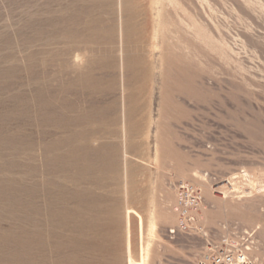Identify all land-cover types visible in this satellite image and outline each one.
I'll list each match as a JSON object with an SVG mask.
<instances>
[{"label": "rangeland", "instance_id": "374dc122", "mask_svg": "<svg viewBox=\"0 0 264 264\" xmlns=\"http://www.w3.org/2000/svg\"><path fill=\"white\" fill-rule=\"evenodd\" d=\"M178 1L160 15L149 0H0V264H22L34 229L55 223L38 225L41 207L81 211L75 232L68 216L55 225L62 250L72 236L99 240L121 264H140L153 209L146 264H193L194 229L168 233L177 180L203 195L193 227L229 232L264 264V0ZM39 91L74 107L62 109L71 121L23 120ZM76 147L83 157L68 154ZM89 217L96 236L78 227Z\"/></svg>", "mask_w": 264, "mask_h": 264}, {"label": "bare ground", "instance_id": "6f19581e", "mask_svg": "<svg viewBox=\"0 0 264 264\" xmlns=\"http://www.w3.org/2000/svg\"><path fill=\"white\" fill-rule=\"evenodd\" d=\"M150 1V3H149V5H150V7L152 8V9H154L156 12L155 13H159L160 12V15H161V11L163 12V10H168L169 11V9H168V7H172L173 6V8H174V6L177 4V1L178 0H149ZM179 2V1H178ZM179 4V3H178ZM178 4H177V7H178ZM181 6V5H180ZM182 7V6H181ZM244 10V9H243ZM168 11H167V13H168ZM170 12V11H169ZM170 15V14H169ZM172 18V17H171ZM163 18L162 17H160V19L159 20H157V22H156V25H163L164 24V20H162ZM167 22V21H166ZM165 22V23H166ZM155 24V23H154ZM155 25V26H156ZM165 25V24H164ZM38 35V34H37ZM71 36V35H70ZM31 42V41H30ZM28 45V44H27ZM30 45H32V44H30ZM1 51V50H0ZM72 52H74V51H72ZM3 58V57H2ZM1 58V59H2ZM73 61L74 62H79V61H81V57H80V53L78 52V53H74L73 54ZM64 64V63H63ZM15 68V67H14ZM3 70V69H2ZM27 70V69H26ZM1 73V72H0ZM7 73V72H6ZM71 73V72H70ZM74 74V73H73ZM7 75V74H6ZM2 76L3 75H1V78H2ZM75 77V76H74ZM9 78V77H8ZM10 79V78H9ZM11 79H13L12 77H11ZM71 79V78H70ZM77 81V80H76ZM80 81V80H79ZM2 82V81H1ZM13 82V81H12ZM3 83V82H2ZM63 83V82H62ZM70 83V82H69ZM82 83H83V85L84 86H82ZM82 83H81V87H86L87 86V81H85V79H84V82H83V80H82ZM1 84V83H0ZM47 84V83H46ZM68 84V83H67ZM66 84V87L67 86H69V85H67ZM63 85V84H62ZM46 86V85H45ZM45 86H44V89H45ZM64 87H65V85H63ZM96 86V85H95ZM80 87V88H81ZM47 88V87H46ZM68 88V87H67ZM65 89L66 91H69V89ZM42 89V88H41ZM43 89V90H44ZM64 89H63V91H64ZM19 90V89H18ZM43 90H41V91H43ZM52 90V89H51ZM29 91V90H28ZM54 92H56L55 90H53ZM61 91H62V88H61ZM46 92V91H45ZM44 92V93H45ZM59 92V91H58ZM57 92V93H58ZM65 92V91H64ZM40 91H39V93L36 95V100L38 101V102H40V105H38L37 107H35V109H34V111L32 112L30 109H31V107H29V105L28 104H25V106L24 107H20L19 108V113L22 115V118L24 117V119L23 120H26V122L29 124V123H31V122H33V123H35V121H39V119H41V123L42 124H46V122H50V121H53L54 123H55V126H57L58 127V129L59 128H61L63 125H64V123H68V122H70L71 121V117H63L64 116V114H63V110L62 109H68L69 111H73L74 110V107H72L70 104H67V103H63V104H61L63 107H56V105L55 104H53V102H51L50 100H48V99H50V98H48V99H45L43 96H42V94L40 95ZM16 94H17V92H16ZM44 95V94H43ZM57 96V95H56ZM50 97H52V96H50ZM58 99L59 97H53L52 99L54 100V99ZM56 99V100H57ZM35 100V99H34ZM52 100V101H53ZM67 100V99H66ZM37 101H36V103H37ZM55 101V100H54ZM63 101H64V99H63ZM65 102V101H64ZM60 103V102H59ZM72 104V103H71ZM15 108H17V107H15ZM94 108V107H93ZM12 112H13V110H12ZM16 112V111H15ZM66 112V111H65ZM14 113V112H13ZM11 114L10 116H14V114ZM4 114V113H3ZM3 114L1 115V117L3 116ZM6 114H7V112H6ZM5 114V115H6ZM19 114V115H20ZM8 115V114H7ZM17 115H18V113H17ZM20 115V116H21ZM57 116V118L55 117V118H52V120H50L51 118H50V116ZM9 116V115H8ZM9 116V117H10ZM15 116H16V114H15ZM20 116H17V118L18 117H20ZM37 116H40V117H38L37 118ZM4 117V116H3ZM8 117V118H9ZM21 118V117H20ZM7 119V118H6ZM16 120V119H15ZM22 121V120H21ZM1 122V121H0ZM8 122V121H7ZM18 122H20V121H18ZM64 122V123H63ZM40 123V122H39ZM53 123V124H54ZM35 124H37V123H35ZM31 125V124H30ZM41 125V124H40ZM1 126V125H0ZM54 126V125H53ZM70 131V130H69ZM88 134V133H87ZM4 135V134H3ZM14 135V134H13ZM3 137H6V136H3ZM10 137V136H9ZM8 138V137H7ZM12 138H14V137H12ZM15 138H17V137H15ZM27 138V137H26ZM4 139V138H3ZM85 139V138H84ZM5 140V139H4ZM9 140H11L12 141V139H11V137L9 138ZM9 140H8V143H9ZM2 143V142H1ZM5 143V142H4ZM3 145V144H2ZM12 145V144H11ZM5 146H6V144H5ZM14 148H16V147H14ZM21 148V147H20ZM80 148V147H79ZM3 149V148H2ZM14 150V149H13ZM17 151V150H16ZM11 152V151H10ZM64 152V151H63ZM92 152V151H91ZM2 153V152H1ZM4 153V152H3ZM44 153V152H43ZM69 155H71V156H81V157H83V155L79 152V150L77 149V147L76 148H73V149H71V151H69V153H68ZM66 157V156H65ZM85 157V156H84ZM55 158V157H54ZM56 158H58V157H56ZM61 157H59V159H60ZM67 158V157H66ZM73 158V157H72ZM9 159V158H8ZM65 159V158H64ZM70 159V158H69ZM4 160V159H3ZM15 160H17V159H15ZM54 160V159H53ZM57 161V160H56ZM60 161V160H59ZM65 161V160H64ZM67 161H68V159H67ZM50 162V161H49ZM75 162V161H74ZM96 162V161H95ZM73 163V162H72ZM100 163V162H99ZM76 165V164H75ZM54 166V165H53ZM69 167V166H68ZM74 167V166H73ZM80 167V166H79ZM83 167V166H82ZM7 168V167H6ZM71 168V167H70ZM55 169H57V168H55ZM61 170V169H60ZM35 171V170H34ZM71 171V170H70ZM77 171V170H76ZM80 171V170H79ZM87 171V170H86ZM14 172V171H13ZM56 172V171H55ZM63 172V171H62ZM7 173V172H6ZM53 173V172H52ZM65 173V172H64ZM76 173V172H75ZM88 173H89V171H88ZM60 174V173H59ZM58 174V175H59ZM55 175V174H54ZM57 175V174H56ZM84 175V174H83ZM82 175V176H83ZM89 175V174H88ZM59 177V176H58ZM73 177V176H72ZM4 178V177H3ZM4 179H6V178H4ZM12 180V179H11ZM88 180V179H87ZM86 180V181H87ZM73 181H76V180H73ZM80 181V180H79ZM85 181V182H86ZM8 182H9V180H8ZM7 182V183H8ZM89 182V181H88ZM229 182V181H228ZM83 183V182H82ZM12 184V183H11ZM23 186V185H22ZM32 187V186H31ZM38 187V186H37ZM224 187V186H223ZM222 187V188H223ZM4 188V187H3ZM3 188H1V189H3ZM221 187L219 188V189H221L222 190V192H224V193H227L226 192V189L224 190V189H222ZM26 189V188H25ZM32 189H34L33 187H32ZM28 190V189H27ZM27 190H25V191H27ZM25 191H22V193L23 192H25ZM31 191V190H30ZM82 191V190H81ZM12 192V191H11ZM10 192V193H11ZM49 192V191H48ZM85 192V191H84ZM87 192V191H86ZM27 193H29V192H27ZM34 193V192H33ZM88 193V192H87ZM61 194H63V193H61ZM74 194V193H73ZM11 195V194H10ZM23 195H25V194H23ZM29 195V194H28ZM75 195L76 196H80V201H82L83 202V208L82 209H80V210H84L85 211V213H87L88 211H95L96 212V214H97V204L96 203H94L92 200H90V199H88V197L86 198V194H80L79 195V193L78 192H75ZM226 195V194H225ZM54 196V195H53ZM61 196V195H60ZM10 197V196H9ZM56 197V196H55ZM54 197V198H55ZM3 198V197H2ZM11 198V197H10ZM4 199V198H3ZM56 199V198H55ZM9 200V199H8ZM58 200V199H57ZM71 200V199H70ZM41 201H45V200H43V198H42V200ZM50 201V200H49ZM58 201H60V200H58ZM74 201V200H73ZM61 203H63L62 201H60ZM12 203V202H11ZM58 202H56V204H57ZM45 204V203H44ZM43 204V205H44ZM54 204V203H53ZM55 205V204H54ZM58 205V204H57ZM56 205V206H57ZM47 206V205H46ZM55 206V207H56ZM60 206V205H59ZM66 206V205H65ZM73 206V205H72ZM39 207V206H38ZM62 207H63V205H62ZM99 207H100V205H99ZM44 209V210H43ZM42 209V207H41V209H38V214H39V216L41 217V218H39L38 219V225L39 226H44V225H41L42 224V219H43V217L44 218H46V219H48V218H50L51 216L52 217H55V219L56 220H54V224L52 225L50 222V227L49 228H47L46 227V229H45V231L44 230H42L40 227H38L37 229L35 228L34 229V231H33V233H34V235L36 236V239H35V237H34V239H33V243H37L36 244V248H35V250H33V252L31 251V252H29V251H27V249H25L24 251H23V253H22V255H21V261H22V264H121L119 261V258L120 257H118V255L120 254H118V255H114L113 253H111V252H109L108 250V247H107V249L108 250H105L104 249V251L102 250V248H104V247H101L100 246V243H98V241L97 240H94L93 239V241L94 242H87V243H85V241L84 242H81V241H79V239L78 238H76V237H74V236H72L70 239H68L69 240V245L67 246L66 244V248L65 249H63L62 250V248H60V246H58L59 244H56V242H55V239H56V235H57V233H56V235H55V225H57L58 223H60V222H64V221H62L63 220V217H66V216H68L69 218H70V221H72L71 223H72V227L69 229V230H73L74 231V229L76 228L75 226H76V221L78 222V218L80 217V212L76 209V210H69V208L68 209H66V208H56V209H54V208H50V207H48V208H43ZM72 209H74V208H72ZM101 209V208H100ZM133 211V210H132ZM155 211V210H154ZM153 211V209L149 212V215H148V217H147V222H146V238H144L145 239V241H143V244H142V251H141V255H140V264H146V259L149 257L148 256V254H149V250L151 249L150 248V245H151V242H152V239L154 238L153 236H154V233H155V229H156V215H155V212ZM119 212V211H118ZM89 214V213H88ZM99 214V213H98ZM97 214V215H98ZM101 214V213H100ZM117 214V213H116ZM83 215V214H82ZM92 215V214H91ZM43 216V217H42ZM85 216V215H84ZM85 217H88V216H85ZM94 218H96V217H94ZM99 218V217H98ZM97 218V219H98ZM85 219V218H84ZM141 219V218H140ZM114 220H115V218H114ZM48 221H50V220H48ZM53 221V220H52ZM81 221H82V224L80 223V225L78 224V227H79V229H81L83 232H86L88 235L89 234H91V233H93L95 236L98 234V232H99V229H100V227H99V225H98V222H97V220H94L93 218H91V217H89V219H85V220H82L81 219ZM69 222V221H68ZM139 222V221H138ZM37 223V222H36ZM48 223V222H47ZM141 223V222H140ZM65 224V223H64ZM37 225V226H38ZM47 225V224H46ZM60 225V224H59ZM68 225V224H67ZM36 226V225H35ZM36 226V227H37ZM64 226V225H63ZM139 226V225H138ZM77 227V228H78ZM121 227V226H120ZM45 228V227H44ZM141 229H142V227H141ZM140 229V230H141ZM144 229V228H143ZM36 230V231H35ZM78 230V229H77ZM128 230V229H127ZM57 231V230H56ZM23 232H29V231H23ZM75 232V231H74ZM145 232V231H144ZM26 233V234H27ZM31 233V232H30ZM61 233H62V231H61ZM82 233V232H81ZM141 233H142V231H141ZM60 234V233H59ZM72 234V233H71ZM33 235V236H34ZM75 235V234H74ZM144 237V236H143ZM68 238V237H67ZM99 238H100V236H99ZM27 239V238H26ZM89 239V238H88ZM96 239V238H95ZM5 240V239H4ZM34 240H36L37 242H34ZM85 240V239H84ZM142 240V239H141ZM29 241V240H28ZM23 243H25V242H23ZM58 243V242H57ZM60 243V242H59ZM142 243V242H141ZM29 245H33V244H31V242L30 243H28ZM27 244V245H28ZM61 245V244H60ZM104 245V244H103ZM8 246V245H7ZM62 246H64V245H62ZM29 247V246H28ZM27 247V248H28ZM7 248V247H6ZM23 248H25V247H23ZM20 249V248H19ZM29 249H33V246H32V248H29ZM28 249V250H29ZM81 249L82 250H84V249H87V251H86V253H84V254H82L83 252L81 251ZM110 249H111V247H110ZM140 249H141V247H140ZM18 250V249H17ZM112 250V249H111ZM110 250V251H111ZM117 250V249H116ZM80 251L82 252V253H80ZM20 253V252H19ZM118 253V252H117ZM21 254V253H20ZM123 255V254H122ZM121 259V258H120ZM20 262V261H19ZM134 262V260L129 256V259H128V263L127 264H132Z\"/></svg>", "mask_w": 264, "mask_h": 264}, {"label": "built area", "instance_id": "2783aa9c", "mask_svg": "<svg viewBox=\"0 0 264 264\" xmlns=\"http://www.w3.org/2000/svg\"><path fill=\"white\" fill-rule=\"evenodd\" d=\"M173 189L175 192L173 209L178 215V221L175 227L168 230V233L170 237H174L177 233H189L191 229H194V234L202 240L203 244L193 264H254L229 232L216 235L201 226H192L193 212L203 202V195L194 183L177 180L173 183Z\"/></svg>", "mask_w": 264, "mask_h": 264}]
</instances>
